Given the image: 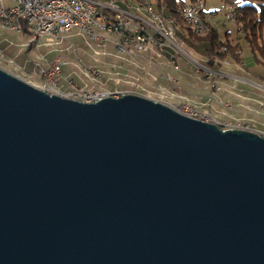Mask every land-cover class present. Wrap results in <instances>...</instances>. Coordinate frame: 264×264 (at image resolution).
Masks as SVG:
<instances>
[{
    "label": "water",
    "instance_id": "95a60500",
    "mask_svg": "<svg viewBox=\"0 0 264 264\" xmlns=\"http://www.w3.org/2000/svg\"><path fill=\"white\" fill-rule=\"evenodd\" d=\"M0 264H264V137L0 67Z\"/></svg>",
    "mask_w": 264,
    "mask_h": 264
},
{
    "label": "rangeland",
    "instance_id": "374dc122",
    "mask_svg": "<svg viewBox=\"0 0 264 264\" xmlns=\"http://www.w3.org/2000/svg\"><path fill=\"white\" fill-rule=\"evenodd\" d=\"M2 1L7 4L8 0ZM221 6L222 3L220 0H205L206 11L211 10L215 14V17L208 15L206 22L218 32L222 41H224L225 36H227L230 44L239 45L241 53L239 55L242 56L244 62L241 58L235 59L229 56L221 58L213 54L204 53L202 49L206 47V44L203 47L202 44L194 42L189 34L197 36L205 33L200 34V32L194 31L192 25L188 23L190 21L184 19L185 17L179 14V7H176V11L182 23H180V25L171 14L165 15L161 13V16L158 17V20L161 19L160 17H163L162 19L166 20L165 22L171 25V31L167 29V35L169 34L168 36H171L172 41H167V44L172 49L166 48V50L163 51L160 46H157L159 45V41H145L144 49L149 56L142 55V50L138 51L137 55L127 56L126 54L119 53V50H114L113 47H118V45L114 43V39L120 38L121 36L120 34L118 36V34L113 31L107 32L109 41L107 40L105 43H110L113 49L108 50L106 48V50H108V55L102 56V52L99 49H88L86 47L92 59L91 63L101 59V61L97 63V70H103V73L99 74L93 73L92 71L86 73L85 70H81L82 62L76 61V59H73L72 55H69L71 50H69L65 44L61 43L62 39L59 41L57 38L44 36L35 40L36 43H40L39 47L30 44L29 39L24 44L30 47L33 46L31 49L36 51L34 52L35 56L32 57L31 60L35 62L36 65L48 66L52 56L54 58H66V65L70 66V72L75 73V75H71L72 79L83 85H87L92 88L94 92L109 91L115 93L114 95L117 96L123 93L137 94L164 103L183 114H186V111L190 113L192 111V114L196 113L197 115H194L199 116L198 118H193L215 123L220 128L248 126L254 129L255 127H264V98L262 97V95H264V66L256 61L244 34L238 31L237 23L234 20L236 15L232 11L231 6H226L228 7L226 12ZM227 13L232 15V19L227 18ZM23 25V27H27L25 22H23ZM174 26L175 28H173ZM0 27L13 30L1 23ZM189 28L193 33L189 31ZM15 31L21 32V29ZM26 31L28 32V38H30V31ZM83 35L73 31V36L80 37L84 45V43H89V41H86L87 39L84 38ZM262 38L264 40V30L262 32ZM75 39L79 41L78 38ZM175 41L177 42L174 43ZM147 42L149 44H147ZM221 49L224 50L225 47L223 46ZM83 50L84 49H77V56ZM167 51L184 59L185 62L190 65V75L186 83L179 82L177 76L170 71L169 68H160L162 65L161 57L168 53ZM64 54L67 56L64 57ZM122 57L126 59H122ZM83 59L82 61L86 62L85 59ZM9 61L12 62V59H9ZM109 63H114L116 67H114V69H109ZM169 64L173 70L179 69L178 63L174 61L172 57ZM195 65L203 66H199L201 69H197ZM0 67L5 69V67L1 65ZM6 70L9 71L8 69ZM17 70V73H14V71L10 72L40 88L43 78L39 76L40 74L38 71L27 70L24 65L17 66ZM167 75H170V78ZM254 75H257L261 80H258L259 78H256ZM57 84H59L58 80ZM60 85H63V87ZM59 86L62 90L68 89L67 84H59ZM114 95L112 94L109 96Z\"/></svg>",
    "mask_w": 264,
    "mask_h": 264
},
{
    "label": "built area",
    "instance_id": "2783aa9c",
    "mask_svg": "<svg viewBox=\"0 0 264 264\" xmlns=\"http://www.w3.org/2000/svg\"><path fill=\"white\" fill-rule=\"evenodd\" d=\"M14 3L11 6L6 7L1 0L0 12L3 13L5 18L13 20L14 11H21L23 13V19H33V21H39V31H50L51 34H62L61 43L65 44L73 59L82 62V69L86 71H92L93 73H103V70H97V63L101 61L95 60L94 63H85L82 61L80 55L77 56V49H81L77 42L73 40V30L67 29V22L69 21H82L83 28L91 29V36L89 37V43H84L88 49H99L103 55H108L106 50L109 43H105L103 39L97 38V29L91 27L88 23L84 22V14L80 12V5H88L89 12L97 14H106L105 23H115V31L125 32L129 35L130 42H137L142 48V55H148L144 49V41H150V33H157L159 38V45L161 50L165 51L166 48H170L167 44V33L165 31V24H151L149 20H145V15L142 13H152V16H161L163 13L161 10H153L150 5L144 1H140V7H136V13H128V9L121 8L113 0H98V4H90L88 0H13ZM62 1H76L78 3L77 12H70L68 9H58V2ZM179 6L180 14L190 21V24H194L196 32L200 34L206 33L210 30L209 23L206 22V15H212L204 8V0H181L177 4ZM130 16H139L143 20V27H132L130 23ZM227 18L232 19V16L227 13ZM14 26L21 27V31L29 30L27 27H23L22 22H14ZM71 38V39H70ZM30 44L39 47L40 43H36L31 38ZM114 50H119L118 47H113ZM171 56L174 61L177 62V57L174 53ZM149 56V55H148ZM66 58L54 59L48 63V66H39L33 63L31 70L38 71L41 74H51L52 77L58 79L59 84H67L71 86V96L69 98L77 99L79 101L93 102L101 98V96L114 95L109 91H105V95H98L94 93V90L87 85H83L80 82L74 81L71 75L75 73L70 72L68 75H63L62 67L66 65ZM179 65V64H178ZM109 69H114L116 65L109 63ZM121 66V65H120ZM197 69H201L203 65H195ZM201 66V67H199ZM217 71V70H216ZM218 72V71H217ZM168 76V75H167ZM117 96V95H114ZM186 115L193 116L190 112H186ZM232 127V126H231ZM235 128H241L245 130L254 131L264 137V131L252 129L248 126H237Z\"/></svg>",
    "mask_w": 264,
    "mask_h": 264
},
{
    "label": "bare ground",
    "instance_id": "6f19581e",
    "mask_svg": "<svg viewBox=\"0 0 264 264\" xmlns=\"http://www.w3.org/2000/svg\"><path fill=\"white\" fill-rule=\"evenodd\" d=\"M88 3H90V4H98V0H88ZM139 4H140V2H139ZM139 4L136 5L134 7V9H132V10L128 9V13H136V7H140ZM0 5H1V0H0ZM177 7H179V6L177 5ZM58 9H68V10H70V12H77L78 3L76 1H62V2H58ZM80 12L81 13H85L84 14V22H86L89 25H91V27H94L95 29H97V38L103 39L104 42H106L107 40L109 41L107 32L113 31L116 34H118V36L120 34V36H121L120 38L117 36L118 38L114 39V43L119 46V53H123V54H126L127 56H130V55H137L138 51L142 50V48H141L139 43L130 42L129 41V35L125 34V32L115 31V23H105L106 14H97V15H95L93 12H89V6L88 5H80ZM179 14H180V12H179ZM162 16H164V15H162ZM158 17L159 16H152V13H145V20H149V23H151V24H157V23L158 24H165L166 33L168 32L167 29H169V31H171V29H170L171 25H169V23L167 24V22H165L166 20L162 19L163 17H160L161 18L160 20H158ZM207 17H208V15H206V19H207ZM22 20H23V22H25V24L29 28V31L31 33L30 38L33 41H35V40H37V39H39L41 37H44V36H51V37L59 39V41L62 39V34H51L50 31H41L40 32L39 29H38L39 28V21H33V19H23V13L21 11H14L13 20L9 19V18H5L3 13L0 12V23L2 25H4V26L10 27L13 30H20L21 29V27L14 26V22H22ZM186 22H187V20H186ZM130 23L132 24V27H143V20L139 16H130ZM188 23H190V22H188ZM191 25H192L193 30L196 31V27L194 26V24H191ZM173 28H175V26ZM67 29L76 31L77 33H81L82 35L84 33L83 37L87 39L86 41H89V37L91 36V29L83 28V22L82 21H69V22H67ZM189 31H190V28H189ZM190 32H192V31H190ZM175 33H178V32H175ZM168 35H167V41L171 42L172 41L171 36L169 37ZM153 41H156V42L159 41L157 33H150V41H148V42H153ZM148 42H147V44H149ZM176 42L177 41H175L174 43H176ZM172 46H174V45H172ZM150 53H152V52H150ZM117 56H119V55H117ZM54 59H61V58L56 57ZM122 59H126V58L122 57ZM215 62H217V61H215ZM88 72L89 71H86V73H88ZM41 76L43 78V82L40 84V89H43V90L48 91L50 93H58V94L63 95V96H71V86L70 85H67L68 89L62 90L60 86L63 87V85L59 86V84H57V80L58 79L52 77L51 74H41ZM94 93H96L98 95H105V92H100V91H95ZM102 97L103 96H101V98ZM187 109H188V107H187ZM191 114H192V111H191ZM194 114L197 115L196 113H194ZM194 114H192V115H194Z\"/></svg>",
    "mask_w": 264,
    "mask_h": 264
},
{
    "label": "crops",
    "instance_id": "0c3cea01",
    "mask_svg": "<svg viewBox=\"0 0 264 264\" xmlns=\"http://www.w3.org/2000/svg\"><path fill=\"white\" fill-rule=\"evenodd\" d=\"M113 1L118 6H120L121 8H124V9H134V7L140 1H144L146 4L150 5L153 10H161L163 12V14H165V15L170 14V12L165 7L164 0H113ZM13 3H14L13 0H8L7 4L4 3V5L6 7H8V6L13 5ZM204 8H205V3H204ZM221 8H223L225 10V12H226V10H228V7H226L225 5H222ZM207 12L212 13V17H215V14L211 10H208ZM141 14L145 15L142 12H141ZM212 17H211V19H212ZM237 29H238V24H237ZM75 38H78L81 43L78 40H76ZM72 39L74 41H76L78 45L80 44L79 46L81 47V49H84L79 55L81 56L82 59L83 58L85 59V61H86L85 63L91 62L92 59L89 56L86 47L83 45L81 38L78 36H73ZM27 40H28V32L27 31L19 32V31L10 30L7 28H1L0 27V65L5 67V69H8L9 71H12V72L14 71V73H17V71H18L17 66H23L24 65L27 70H31L33 67V63L31 60H32V57L35 56L34 52H36V51L31 49V47H33V46L30 47V46H26L24 44L25 42H27ZM200 44H202L203 47L205 46L204 43H200ZM107 49L113 50L110 43L107 45ZM167 52H168V53H166L167 55L165 54L161 57L162 65L160 68H162V69L169 68L170 71H172L177 76V79L179 80V82L186 83V80H187L188 76L190 75V73H189L190 72L189 71L190 65H188L184 59L177 57L179 69L173 70L169 64L172 53L170 51H167ZM69 55H72V54L69 53ZM63 56L66 57L67 55L64 54ZM9 59H12V62H10ZM68 72L70 73V66L64 65L62 67V73L65 76V75L69 74ZM255 77L259 78L257 75ZM258 80H261V78H259ZM262 97L264 98V95H262ZM254 129L264 131L263 126L260 128L255 127Z\"/></svg>",
    "mask_w": 264,
    "mask_h": 264
},
{
    "label": "trees",
    "instance_id": "16d2710c",
    "mask_svg": "<svg viewBox=\"0 0 264 264\" xmlns=\"http://www.w3.org/2000/svg\"><path fill=\"white\" fill-rule=\"evenodd\" d=\"M181 0H164L166 9L175 18V21L180 25V20L177 14V4ZM222 5L231 6L232 11L235 13V22L238 24V30L244 34L249 47L254 54L256 61L264 66V40L262 32L264 30V0H220ZM205 3V0H204ZM182 24V23H181ZM193 41L196 43H204L206 47L204 53L213 54L219 57H232L235 59L243 58L240 53L238 44L232 45L225 36L222 41L218 32L211 27V29L203 34L192 36ZM225 47L222 50V47Z\"/></svg>",
    "mask_w": 264,
    "mask_h": 264
}]
</instances>
